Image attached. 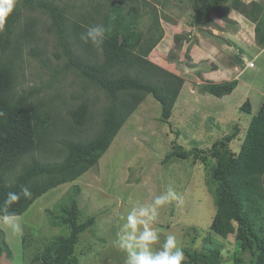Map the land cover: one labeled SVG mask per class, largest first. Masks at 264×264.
I'll return each mask as SVG.
<instances>
[{
    "label": "trees",
    "instance_id": "obj_1",
    "mask_svg": "<svg viewBox=\"0 0 264 264\" xmlns=\"http://www.w3.org/2000/svg\"><path fill=\"white\" fill-rule=\"evenodd\" d=\"M159 4L160 0H90L88 6H79L64 0H17L0 31V204L8 192L20 193L25 186L32 195H21L9 214L22 215L50 189L75 182L96 166L148 95L161 103L162 120L170 122L185 79L149 59L165 34ZM192 9V26L211 24L215 13L233 23L228 12H241L255 23L257 47L264 48V0H193ZM146 18L150 24L143 29ZM97 25L108 29L103 44L81 40L88 27ZM28 59L39 60L53 80L26 86ZM68 74L76 78L69 85L74 86L71 92L63 82ZM238 83V79L208 81L200 90L223 97ZM93 91L103 93L102 104ZM240 109L250 114V101ZM239 136L240 126L235 124L232 132L208 148L197 144L188 149L175 138L164 158V163L201 161L208 168L216 205L202 248L182 247L183 264L231 260L264 264V100L236 150L233 141ZM80 193L81 186L74 184L47 211L51 224L68 232L44 242L34 254L36 263L79 264L76 248L81 234L96 224L94 215L82 220ZM232 235L237 247L226 257L228 250L219 238ZM3 236L0 230V256L6 244ZM32 236L24 230V247L30 246ZM245 253L250 258L247 263Z\"/></svg>",
    "mask_w": 264,
    "mask_h": 264
},
{
    "label": "rangeland",
    "instance_id": "obj_2",
    "mask_svg": "<svg viewBox=\"0 0 264 264\" xmlns=\"http://www.w3.org/2000/svg\"><path fill=\"white\" fill-rule=\"evenodd\" d=\"M64 1L88 6L90 0ZM192 3L193 0H160L158 6L165 34L149 59L185 79L170 122L162 120L161 103L148 95L96 166L75 182L50 189L26 212L16 216L22 234L25 230L33 235L29 247L23 246L22 234L5 225L0 215V230L4 231L6 241L0 264H38L33 257L39 247L68 232L65 227L52 225L47 211L54 209L74 184L81 186L78 198L82 220L90 215L96 217L95 226L81 234L77 244L79 264H125L127 254L115 241L128 212L134 206L137 210L140 205L147 206L170 188L182 198V203L170 201L158 209L152 226L159 239L153 250H159L168 235H174L180 247L202 248L216 211L208 184V168L192 158L169 163H164V158L172 150L175 138L188 149L197 144L208 148L215 139L232 132L235 124L240 126V136L234 139L233 148L240 147L251 117L258 113L264 100V48L257 47L255 23L234 9L227 14L233 23L215 13L211 24L192 26ZM149 22L146 18L143 29ZM177 37L181 40L177 41ZM250 61L254 66H249ZM26 64V86L53 80L51 72L42 68L39 60L28 59ZM232 79H238L239 83L229 95L217 97L200 90L208 81ZM74 80L73 74L64 79L67 91L74 89L69 86ZM96 95L102 104L103 93L93 91L92 96ZM246 100L252 105L250 114L240 109ZM219 239L228 250L226 257L232 256L237 247L234 236ZM243 256L249 262L248 253Z\"/></svg>",
    "mask_w": 264,
    "mask_h": 264
},
{
    "label": "clouds",
    "instance_id": "obj_3",
    "mask_svg": "<svg viewBox=\"0 0 264 264\" xmlns=\"http://www.w3.org/2000/svg\"><path fill=\"white\" fill-rule=\"evenodd\" d=\"M16 3L17 0H0V31L5 28ZM107 31L108 29L103 25L90 26L80 38L85 43L91 41L93 45L100 46L104 42ZM21 195L30 198L32 193L26 186L22 187L20 193L8 192L6 199L0 204V212L4 213L3 223L11 227L14 232L22 234L23 229L16 216L8 213L10 206L18 202ZM170 201L182 203V198L171 188L166 194L155 197L147 206L140 205L138 210L134 206L128 212L126 223L117 233L115 241L117 247L127 254L125 264H183L185 254L174 235H168L162 247L159 250H153V245L158 241L159 236L152 225L157 219L158 209Z\"/></svg>",
    "mask_w": 264,
    "mask_h": 264
},
{
    "label": "built area",
    "instance_id": "obj_4",
    "mask_svg": "<svg viewBox=\"0 0 264 264\" xmlns=\"http://www.w3.org/2000/svg\"><path fill=\"white\" fill-rule=\"evenodd\" d=\"M249 65H250V66H254V63L251 61V62L249 63Z\"/></svg>",
    "mask_w": 264,
    "mask_h": 264
}]
</instances>
